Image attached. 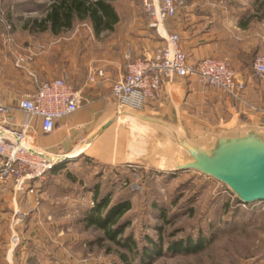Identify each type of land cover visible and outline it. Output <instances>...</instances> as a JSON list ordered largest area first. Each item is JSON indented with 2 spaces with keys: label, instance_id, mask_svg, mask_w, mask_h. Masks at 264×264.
Masks as SVG:
<instances>
[{
  "label": "rangeland",
  "instance_id": "1",
  "mask_svg": "<svg viewBox=\"0 0 264 264\" xmlns=\"http://www.w3.org/2000/svg\"><path fill=\"white\" fill-rule=\"evenodd\" d=\"M256 2L245 0L244 4H238L243 18L256 14L259 3L264 0ZM51 3L52 0H0V83L6 98L0 102L4 104L16 105L33 89L18 67L19 58L35 56L28 68L38 81L67 78L78 89L82 83L76 82L90 72L89 63L103 60L113 44L121 38L128 42L147 24V15L138 0H117L114 7L120 23L112 34L103 32L96 38L87 22H76L62 36L67 41L60 43L59 37L49 32L24 30L28 21L42 20ZM261 15L264 18V10ZM263 20L253 22L252 28L262 32ZM61 50L64 54L67 52L62 62L58 60ZM233 54L223 59L230 61L238 73ZM253 55H243L242 63L246 62L249 67ZM71 73L76 74L75 81ZM105 136L102 140L107 143L102 145L99 155L84 147L79 158L66 163L65 170L55 175L47 192L40 193V187L34 199H23L20 217L11 211L13 196L5 195L2 190L0 264H116V252L120 249L104 240L101 231L89 229L83 223L86 210L94 205L92 191L98 184L102 195L111 193L112 203L125 197L130 200L131 210L125 219L130 220L131 226L125 234H132L140 244L147 235L155 239L162 237L166 244L188 236L196 239L200 231L212 238L210 245L199 254L162 256L152 264H264L263 203L237 207L226 186L194 171L171 178L155 177L147 169L136 174L125 173L119 164L125 158L122 152L127 133L115 130ZM86 158L92 162L86 163ZM67 171L73 176L67 177ZM126 179L130 184H126ZM228 201L232 205L227 211L224 204ZM161 208L167 210L169 225L160 218ZM15 219L19 222L12 228ZM157 227L162 228L161 234ZM13 234L18 238H13ZM12 255L14 263H11Z\"/></svg>",
  "mask_w": 264,
  "mask_h": 264
},
{
  "label": "crops",
  "instance_id": "2",
  "mask_svg": "<svg viewBox=\"0 0 264 264\" xmlns=\"http://www.w3.org/2000/svg\"><path fill=\"white\" fill-rule=\"evenodd\" d=\"M253 1L257 4V0ZM242 3L244 4L245 0L188 1L175 19L164 24L161 35L179 34L184 50L192 63L206 57L223 59L234 53L238 68L237 79L245 82L247 87L244 99L237 100L216 89H205L196 78L183 79L175 76L163 83L159 97L149 101L143 111L137 113L162 119L168 124L177 123V114H179L182 126L197 137H201L206 131H233L246 124L264 125V81L256 77L252 64L248 63L252 69L250 70L246 62H244L245 66L242 63V57L245 54L254 53L258 54L257 56H264V30L261 32L252 28L253 22L259 23V21L254 19L247 22L250 17L243 18L241 9L237 7ZM145 21L147 22L146 27L142 28L134 38H129L128 42L121 38L119 42H116L117 44H113L108 49L103 60L89 63L90 72L82 80L78 78L76 82L77 85L82 83V87L76 90L80 91L85 102L79 111L60 121L51 134L44 132L41 119L31 121L30 133L34 136L35 148L55 158H62L81 151L83 149L81 144L117 113L116 101L112 94L114 83L126 73L129 63L139 58L149 57L165 45L164 37L160 36L156 29L150 28L149 19ZM91 31L94 33L93 30ZM66 33L57 36V39L59 37L58 42L67 41L62 37ZM159 37L160 41H158ZM58 54V60L62 62L67 52L65 51L64 54L61 50ZM97 68L104 69L106 77L91 83L88 77ZM72 74L74 73H71L70 77L74 78L76 74ZM0 86H2L1 83ZM3 93L2 86L0 87V101L6 100ZM27 121L28 118L23 112L15 110L11 119V127L20 130ZM114 127H116L115 130L127 133L124 152H122L125 158L119 164V166H125L130 138L129 131L121 128L119 121H116L95 140L90 146V151L99 155L100 148L107 143L102 139L106 137L105 135L113 133ZM40 187H42V182H33L28 191L16 193L14 184L10 183L6 189L0 188V193L13 196L10 208L15 212L17 209L22 210L25 199L27 201L34 199ZM45 192L40 191V193ZM14 261L12 255L11 263Z\"/></svg>",
  "mask_w": 264,
  "mask_h": 264
},
{
  "label": "built area",
  "instance_id": "3",
  "mask_svg": "<svg viewBox=\"0 0 264 264\" xmlns=\"http://www.w3.org/2000/svg\"><path fill=\"white\" fill-rule=\"evenodd\" d=\"M189 0H138L149 19L150 28L161 35L164 24L177 17ZM163 36V35H161ZM165 45L149 57L139 58L126 67V73L112 88L117 113L125 110L141 112L149 101L159 97L163 83L175 76L183 79L196 78L205 89H216L229 96L243 100L246 83L237 79L234 65L227 59L206 57L192 63L177 33L163 36ZM35 56L19 58L18 67L26 75L28 82L38 88L22 96L16 105L0 102V188L14 184L16 193L28 191L33 182H43L60 159L52 157L34 146V136L30 133L31 121L41 119L43 130L51 134L57 124L75 114L85 102L67 78L38 81L36 74L28 68ZM22 63V65H21ZM253 70L259 80L264 81V56H257ZM106 77L105 70L97 68L88 77L89 82ZM15 110L23 112L28 121L20 130L13 129L11 119ZM32 149L49 157L38 155ZM22 210L14 214L20 217ZM18 220L12 228L18 225ZM13 238H18L13 234Z\"/></svg>",
  "mask_w": 264,
  "mask_h": 264
},
{
  "label": "water",
  "instance_id": "4",
  "mask_svg": "<svg viewBox=\"0 0 264 264\" xmlns=\"http://www.w3.org/2000/svg\"><path fill=\"white\" fill-rule=\"evenodd\" d=\"M170 124L133 110L116 113L81 145L90 147L116 121L129 131L126 167L149 168L159 174L194 171L226 186L244 205L264 203V125H242L233 131L190 134L181 124ZM34 153L49 157L32 149ZM84 150L64 156L69 163ZM76 154V155H75Z\"/></svg>",
  "mask_w": 264,
  "mask_h": 264
},
{
  "label": "trees",
  "instance_id": "5",
  "mask_svg": "<svg viewBox=\"0 0 264 264\" xmlns=\"http://www.w3.org/2000/svg\"><path fill=\"white\" fill-rule=\"evenodd\" d=\"M116 1L117 0H52V3L46 10L45 17L40 21L34 20L32 23L28 21L25 24L24 30L39 33L49 32L57 37L71 31L76 22H87L94 31L95 37L98 38L103 32H114L117 25L120 23V16L114 7ZM263 10L264 2L259 3L256 14L252 15L247 22L254 19L262 21L263 13L261 16L260 13L261 11L263 12ZM11 17V13L9 12L8 18L10 20ZM256 57L257 55L254 54L251 58L252 62L250 63L252 67ZM30 85L33 88L31 91L38 88L37 84L30 83ZM85 161H87L86 163L92 162L88 158H86ZM67 165L68 164L64 163L56 164L54 168L48 172L47 179L42 182V190L47 192L48 187L51 185V180L56 174L62 173ZM119 168L126 171L125 173L135 172V174L145 169L126 166H120ZM149 171H151L155 177L167 175L171 178L172 176L178 175L159 174L154 170ZM66 174L67 177L73 176L70 171H67ZM125 182L128 184L129 179H126ZM226 191L234 198L237 207L248 206L236 199L227 188ZM92 193L94 205L92 208L86 210L83 223L89 229L101 231L104 235V240H108L117 247V249H120L116 252L118 257L116 264H152L156 259L162 256L173 257L199 254V252L205 250L212 242L211 237L206 236V234L200 231L196 239L188 236L187 238H180L167 244L164 243L162 237L155 239L147 235L143 239L144 242L140 244L132 234H125L131 226L130 220L125 219V216L131 210L130 200L125 197L112 203L111 193L109 192L107 195H102L100 184L93 189ZM193 201L194 199L189 202L191 203ZM231 205L232 203L230 201L226 202L224 204L225 210H230ZM156 207L157 204H155V208ZM160 211V218L165 221V224L169 225L170 220L167 218V210L161 208ZM156 230L158 234H161L162 228L157 227ZM98 242L102 241L99 240Z\"/></svg>",
  "mask_w": 264,
  "mask_h": 264
}]
</instances>
